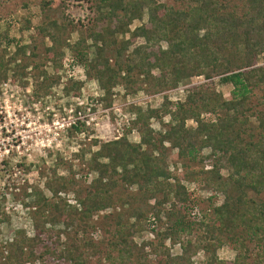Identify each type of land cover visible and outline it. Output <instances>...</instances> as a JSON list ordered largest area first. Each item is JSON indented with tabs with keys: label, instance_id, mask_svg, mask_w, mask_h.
I'll use <instances>...</instances> for the list:
<instances>
[{
	"label": "trees",
	"instance_id": "obj_1",
	"mask_svg": "<svg viewBox=\"0 0 264 264\" xmlns=\"http://www.w3.org/2000/svg\"><path fill=\"white\" fill-rule=\"evenodd\" d=\"M173 1L179 6L158 0H91V22L76 26V39L65 46L104 94L119 84L130 94L141 89L161 93L204 77L230 87L229 97L198 84L177 100L164 95L159 107L131 108L129 128L138 131L140 142H130L126 132L109 141L93 139V150L81 148L75 156L83 163L89 154L85 165L93 178L76 195V204L61 195L73 190L74 174L60 175L55 166L45 183L51 198L34 191L33 235L17 229L5 242L0 239V264L37 259L40 264H194L201 251L205 256L197 264H264V64L258 65L264 59V0ZM53 2L40 0V11L46 14ZM144 10L147 21L131 29ZM32 29V47L20 40L13 59L0 57V89L18 75L11 67L16 56L27 49L34 56L41 39L50 42L44 46L45 62L55 71L61 68L64 27L56 20L34 24L26 18L22 32ZM138 39L143 42L136 44ZM112 50L115 54L108 55ZM55 82L42 70L32 95ZM83 83L73 78L64 90L79 94ZM165 116L167 128H151V119L163 122ZM194 136L206 154L196 151ZM168 146L179 158L201 163L208 186L223 195L210 217L196 219L188 212L193 201L183 181L190 173L170 169ZM129 187L154 198L151 215L141 209L128 219L118 216L108 239H93L88 232L94 215L115 207V193ZM147 230L153 237L138 243ZM230 242L235 257L226 261L218 250Z\"/></svg>",
	"mask_w": 264,
	"mask_h": 264
},
{
	"label": "rangeland",
	"instance_id": "obj_2",
	"mask_svg": "<svg viewBox=\"0 0 264 264\" xmlns=\"http://www.w3.org/2000/svg\"><path fill=\"white\" fill-rule=\"evenodd\" d=\"M90 1L54 0L51 9L43 14L40 11V0H0V57L4 55L3 61L13 59L20 40L29 43L32 47L29 35L34 33V29L24 33L21 30L26 18H31L34 24L48 19L56 20L65 29L60 38L64 46L62 47L64 55L58 71L54 70L50 62H45L44 46L50 45V42L48 39L44 41L41 39L34 50V56H28V49L26 54L16 56L17 59L11 63V67L17 70L18 75L14 78L10 76L2 83L0 89V239L2 242L10 239L17 229L33 235L34 208L31 205L36 196L34 191L39 192L46 199L51 198L45 183L50 179L51 171L55 166L58 167L60 175L74 174L76 184L73 185V190L63 192L61 195L68 203L76 204V195L84 192L93 178V173L87 174V165H85L89 154L85 155L83 163L75 156L81 148L93 150L95 147L90 146L93 139L109 141L119 138L126 132L130 142H140L138 131L129 128L130 119L134 116L131 108L159 107L164 95H168L171 100H177L184 97L189 88L198 84L214 86L224 97H229L230 87L220 86L216 82L212 84L204 77L190 79L161 93L151 94L141 89L136 94H130L122 84H119L112 89L111 94H104L95 80L86 78L82 65L74 63L73 54L65 46L66 42L76 39L78 34L74 30L76 26L79 27L81 23L88 25L91 22L94 9ZM158 1L179 6V3L173 0ZM24 5H28L27 8L24 9ZM65 16L74 19L76 24L67 23ZM146 21L147 13L144 10L142 18L134 21L130 28L133 29ZM142 42V39H138L136 44ZM112 54H115L114 50L108 52V55ZM261 64H264V59L260 57L258 65ZM42 70L51 73V78H56V82L45 91L39 90V96H35L32 95L36 89L35 78ZM73 78L84 81L79 94L73 91L67 93L64 90ZM217 79L215 77L212 81ZM168 123L169 116H165L163 122L150 120L151 128L156 131L167 128ZM188 124L195 125L191 120ZM78 127L79 130L76 129ZM192 139L197 152L202 155L208 152L199 149V137L194 136ZM166 152L171 170L176 173L185 171L190 173L183 183L193 201L188 210L191 212V217L198 219L204 214L210 217L212 206L221 203L223 195L208 186L205 181L206 174L200 173L201 163L197 160L179 158L177 150L169 146ZM208 168L210 167L206 166V169ZM223 174L227 177L226 171ZM114 199L115 207L97 213L91 220L94 227L89 228L88 234L95 240L102 237L109 238L107 231L114 228V221L118 216L128 219L132 213L141 209L151 215L154 198L140 195L135 187L120 188L115 193ZM149 231L137 237L136 241L141 243L144 239L152 238L153 234ZM177 249L176 246L172 251ZM218 255L226 261H232L235 257L233 244L226 243L218 250ZM204 256L202 251L199 252L194 258V264L202 261ZM95 258L93 257L94 261ZM52 259L48 257L50 263ZM26 264H40V260Z\"/></svg>",
	"mask_w": 264,
	"mask_h": 264
},
{
	"label": "built area",
	"instance_id": "obj_3",
	"mask_svg": "<svg viewBox=\"0 0 264 264\" xmlns=\"http://www.w3.org/2000/svg\"><path fill=\"white\" fill-rule=\"evenodd\" d=\"M72 75H70V77H71Z\"/></svg>",
	"mask_w": 264,
	"mask_h": 264
}]
</instances>
